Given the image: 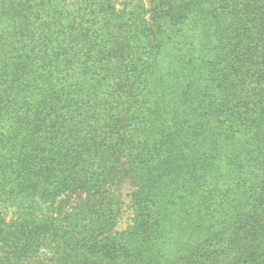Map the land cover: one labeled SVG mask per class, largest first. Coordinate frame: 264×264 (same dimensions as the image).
I'll use <instances>...</instances> for the list:
<instances>
[{
	"label": "trees",
	"instance_id": "16d2710c",
	"mask_svg": "<svg viewBox=\"0 0 264 264\" xmlns=\"http://www.w3.org/2000/svg\"><path fill=\"white\" fill-rule=\"evenodd\" d=\"M131 3L0 0V264H264V0Z\"/></svg>",
	"mask_w": 264,
	"mask_h": 264
},
{
	"label": "rangeland",
	"instance_id": "374dc122",
	"mask_svg": "<svg viewBox=\"0 0 264 264\" xmlns=\"http://www.w3.org/2000/svg\"><path fill=\"white\" fill-rule=\"evenodd\" d=\"M131 4V0H117V7L119 9L129 8ZM132 189L133 188L129 187L127 183L124 184L122 188H120V192L123 199V214L121 218L122 221H120V224L118 226V228L120 229H124L131 224V219L133 217V209L131 207L130 199L127 194H129ZM117 193L119 192L117 191ZM8 212L9 216L12 217V215L14 214V209L10 208Z\"/></svg>",
	"mask_w": 264,
	"mask_h": 264
}]
</instances>
